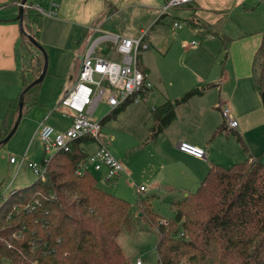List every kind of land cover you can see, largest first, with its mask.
<instances>
[{"label":"crops","instance_id":"1","mask_svg":"<svg viewBox=\"0 0 264 264\" xmlns=\"http://www.w3.org/2000/svg\"><path fill=\"white\" fill-rule=\"evenodd\" d=\"M241 1L244 0H197L168 8L166 13H162L164 0H44V4H52L55 15H41L40 21L32 27L38 31V40L47 50L48 69L43 79L47 76L51 78L52 95L56 99L54 104L37 99V103L21 116L14 136H11L13 138L0 146V200L10 191L19 168L35 158L30 153L35 151L37 154L40 147L36 134L39 125L43 122L56 130L70 126L72 117L61 113L57 102L76 80L82 54L97 35L95 29L127 37H137L143 31L146 32L150 47L154 39L149 35V30L163 24L172 16L171 13L175 15L171 25L175 34L166 53L170 50L179 52L172 66L182 71L180 81L170 88L160 77L156 78L157 87L152 84L145 101L117 107L122 108L118 113L133 112L137 116L141 112L146 113L144 144H154L150 152V164H156L159 169V176L152 180L153 188L164 185V192L159 196L169 201L176 189L186 195L198 187L211 165L232 166L247 159H258L264 164V103L256 80L259 65L256 51L262 42L264 28L248 33L231 18L233 7ZM18 8L19 0H0V127L10 102L22 89V71L19 68L21 31L16 19ZM179 17L191 25L190 29L201 37L199 40H183L184 46H181L180 35L176 33L177 29L182 28ZM175 21L180 23V27L173 26ZM112 55L117 56L114 53ZM139 65L145 69L151 81L148 69L141 60ZM33 78L34 74L30 70L29 81ZM192 89L202 91L176 104L173 120L153 135L151 128L154 114L166 102H173ZM131 105L134 109L129 110ZM220 106L229 109L237 120L236 128L227 127ZM114 109L102 119L111 116ZM180 141L205 147L206 158L199 159L181 152L177 148ZM218 149H221L222 158L214 160L213 155ZM12 153L23 154L18 156V167L17 158L10 162ZM123 158L127 161L125 166L123 164L124 171L132 174L130 156L126 153ZM15 166V175L6 184ZM102 172L96 173L101 177ZM156 195L154 193L153 197Z\"/></svg>","mask_w":264,"mask_h":264},{"label":"trees","instance_id":"2","mask_svg":"<svg viewBox=\"0 0 264 264\" xmlns=\"http://www.w3.org/2000/svg\"><path fill=\"white\" fill-rule=\"evenodd\" d=\"M33 1L37 0L27 2ZM40 16L33 8L24 7L25 33L21 32L19 47L24 54L37 50L30 55L33 80L42 70L43 55L27 35L40 44L38 31L32 27ZM259 55L262 68L256 80L264 103V35L256 51ZM33 80H27L22 72L20 93ZM40 83L24 92L22 115L37 103ZM201 91L192 89L163 104L153 116V135L173 120L176 104ZM18 97L12 99L3 117L0 140L13 127ZM121 109L115 108L110 115ZM89 142H93L90 136L73 140L69 150L50 156L42 178L1 198L0 263L130 264L116 241L120 227L128 222L130 203L102 190L89 171L76 173L88 154L83 145ZM4 144L0 142V146ZM150 197H138L137 203L142 216L158 232V264H264V164L258 159L229 167L211 165L194 192L180 200L169 199L175 212L172 220H159L150 208ZM24 205L32 207L13 210ZM17 234L19 238L13 237Z\"/></svg>","mask_w":264,"mask_h":264},{"label":"rangeland","instance_id":"3","mask_svg":"<svg viewBox=\"0 0 264 264\" xmlns=\"http://www.w3.org/2000/svg\"><path fill=\"white\" fill-rule=\"evenodd\" d=\"M171 15L172 16H169V18H167L163 22V24L155 25L151 30H149V35L154 39V41H152L153 44L149 47L148 50L141 52L139 57V60H141L142 64H144L148 69L152 84H155L156 87V78L160 77L165 84H167L170 88H173L182 77V71L178 68L174 69V67L172 66L174 60L178 58L179 52H177V50H170L166 53L168 48L172 45V37L175 34L171 28L174 14L171 13ZM230 16L235 22L240 24V28H242L245 32H256L258 28H264V0L241 1L238 6L233 7V11L230 13ZM179 19L182 28L177 29L176 33H178L177 36L180 35L181 46L184 42L183 40H187L189 42V40L191 39L199 40L201 38L199 37V35L195 34L192 29H190L191 25L185 22L182 18L179 17ZM20 49L22 51L19 55V68L25 74L26 79L29 80L31 70L30 55H35V53H37V50L32 48L31 53L29 52L27 54H24L23 49ZM43 49L47 55L48 69L49 57L47 50L44 47ZM260 68H262V56L259 55L257 76L260 75ZM50 79L51 78L47 76L40 83L38 99L39 101L44 100L45 102L48 101L50 104H54V100L56 99V97L54 98V95H52L53 82ZM63 95L59 98L58 102L61 100ZM106 98L107 95L102 98L96 109L94 118L97 121H100V119H102V117L108 114V112L111 110V108L107 105ZM129 107V110L134 109L133 105ZM118 114H115L116 117L115 115H112L104 122H102L101 133L105 137V145L107 149L115 158L117 157V159L119 160L120 158H123V155H125L126 153L128 157L130 156V165L133 172L132 174H129L124 171V174H122L119 179L109 182L100 180L99 173H96V171H92V169H89V172L99 180L98 186L102 190L127 200L131 205L128 214V222L127 224H123L120 227V233L116 238V241L122 253L133 264L135 263L136 259L142 260L143 264H158V256L155 249L156 242L158 240V232L156 230V227L148 222L144 216H142L137 203L138 197L145 198L147 196H152L154 193L157 194L154 197H150V208L154 213L157 214L160 221L172 220L174 218L175 212L173 207L170 206L169 201L163 200V198L159 196V194H163L162 191L163 189H165V186L163 185L164 188H162L163 186H160L159 188H153L154 185L152 180L159 176V169L156 164H150V152L153 151L154 144H144V137L146 136L144 118L146 117V113L141 112V114L138 116L133 112H120ZM12 138L13 137H11L7 142H9ZM140 139L142 141L138 144V141ZM215 141L216 140H214V143ZM94 143L95 142H89L83 145L86 152H89L88 154L94 152L97 149V145L96 143ZM39 144L41 148L38 147L39 150L37 154L35 153V151L30 153V156H35V158L30 159L32 162L34 161L40 163L44 156H50L54 153L52 152L50 153V155H45L40 141ZM11 155H13L14 159L17 158V166L19 163V159L23 154L12 153ZM9 157L10 156L7 157V161L9 160ZM213 158L214 160H221V149L217 150L216 154L213 155ZM121 162L124 164V166L125 164H127V161H125L124 158L121 159ZM212 163H217V161H212ZM219 165L223 167L231 166L226 164ZM16 166L15 168L11 169V173L6 179V184L8 183V180H11L14 177L18 167ZM36 179L37 175H35L27 167V165H23L19 168L10 191L16 188L28 186L32 184ZM139 186H142L145 191H139ZM196 188L197 187H194L193 189H191V191L194 192ZM10 191L7 192V195L10 193ZM184 196L185 194L183 191L176 189L170 199L180 200ZM131 262L129 263L132 264ZM0 264H9V262L7 260H2Z\"/></svg>","mask_w":264,"mask_h":264},{"label":"built area","instance_id":"4","mask_svg":"<svg viewBox=\"0 0 264 264\" xmlns=\"http://www.w3.org/2000/svg\"><path fill=\"white\" fill-rule=\"evenodd\" d=\"M43 1L26 2L24 7L29 6L42 16L55 15L54 10L51 9L52 4L50 2L44 4ZM194 1L197 0H164L162 13H166L168 8ZM173 26L180 27V23L175 21ZM95 30L97 35L91 39L82 54L78 76L57 106L61 113L72 117L70 126L63 131H58L42 122L36 134L45 155L60 150H69L75 139L84 136L92 137L97 149L87 154L76 173L79 175L89 169L96 172L103 171L100 178L104 182H109L115 181L124 171V167L123 163L107 149L105 137L101 133L102 122L94 118V112L105 95H107L106 102L111 109L127 103L145 101L153 85L139 65L141 52L149 48L146 32L142 31L137 37H127L107 30ZM113 53L117 56H113ZM220 111L227 127L236 128L237 120L231 115L229 109L220 106ZM177 148L199 159H204L207 155L204 148L185 141L178 142ZM50 156H44L40 163L31 161L26 165L38 178H42ZM13 161L14 158L11 157L10 162ZM143 189L139 186L138 190ZM31 207L24 205L18 209L13 207V210L28 211ZM14 236L19 238V234ZM8 246L10 247L11 244L8 243ZM135 264H142V261L137 259Z\"/></svg>","mask_w":264,"mask_h":264},{"label":"water","instance_id":"5","mask_svg":"<svg viewBox=\"0 0 264 264\" xmlns=\"http://www.w3.org/2000/svg\"><path fill=\"white\" fill-rule=\"evenodd\" d=\"M28 0H21V2L19 3V8H18V13L16 16V19L18 20L19 24H20V31L25 33V30L23 28V11H24V5L26 4ZM29 40L31 41V43L42 53L43 55V66H42V70L40 72V74L30 83V85L28 87H26L20 94L18 97V113H17V117L15 119V122L13 124V127L11 128L10 132L2 139L0 140L1 143H6L10 137L13 135V133L15 132V129L18 126V123L21 119L22 116V108H23V96H24V92L31 86L34 85L36 83H39L42 81L46 71H47V55L43 49V47L37 42V40L32 37L31 35H27Z\"/></svg>","mask_w":264,"mask_h":264}]
</instances>
